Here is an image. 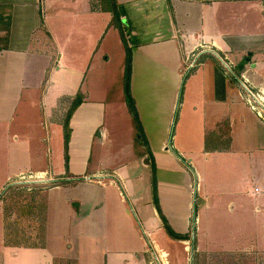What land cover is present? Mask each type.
Returning a JSON list of instances; mask_svg holds the SVG:
<instances>
[{"label":"rangeland","instance_id":"1","mask_svg":"<svg viewBox=\"0 0 264 264\" xmlns=\"http://www.w3.org/2000/svg\"><path fill=\"white\" fill-rule=\"evenodd\" d=\"M206 1H213L215 7L220 5L223 9H220L216 20L218 31L232 33L235 31L233 26L239 21L243 24V32H253V26L249 25L243 16L249 3L255 7L251 12L246 11L247 16L257 9L260 12L258 18L263 16L264 24V0ZM41 2L43 14L37 28L39 33H44V28L49 25L57 36L56 41L61 44L64 28L71 31L72 27L77 34L86 30L85 23L79 19L73 25L70 21L71 26L67 21L51 23L50 17L55 13L62 14L71 10L73 1ZM96 2L98 3V0H87L88 7L91 9ZM49 3H54L57 7L51 10ZM183 10L185 14L186 8ZM5 11L4 17L0 16V34L8 31L11 22L15 35V22L26 16L27 10L17 9L18 14H15L14 19L10 9ZM143 11L142 15H138L130 9V14L121 19L120 30L107 25L100 50L96 52L95 57L88 56L86 46L82 45L81 51L78 49L70 55L64 53L59 63L56 62L52 67L49 61L42 76V83L47 79L46 84L44 83L38 91L25 94L24 97L28 98H24L17 106L12 123L0 122V193L7 185V179L18 171L26 173L28 168H31L30 172L44 169L50 174L49 177L38 181H10L23 186L27 191L32 189L28 187L30 184L41 187L40 191L45 195L46 203L48 199L50 201L44 224L45 247L40 252L26 254L64 256L56 257L59 260L54 258L55 264H107L108 261L110 264H162L160 254L153 248V244H156L158 249L166 253L165 264H264V155L256 154V150H264V129L262 130L256 121L248 122L252 138L245 142L246 150L241 151L243 153L236 151L240 147L236 144L233 152H210L209 157L208 154H202V145L196 136L199 129L198 113L189 111L193 95L189 97L186 81L194 70L188 67L190 61L184 59L180 67L181 81L172 103L171 124L166 137L169 153L159 152L156 147L152 153L142 158V149L145 146L138 140L137 135H134L135 126L123 97L122 78L126 46L120 33H124L132 60L135 44L151 41L154 38L152 35L157 32V26H165L166 35H169L170 24L173 23L172 18L166 16L165 12L163 19L162 15L152 16L150 10L143 8ZM197 11L192 12L193 16H199L200 11ZM223 11L228 16L224 17ZM123 12L125 13V10ZM178 18L180 22V16ZM25 19L22 23H27L22 31L28 29L31 37L30 30L34 24L30 22L32 17L27 15ZM195 25L192 23V28ZM178 27L182 28L181 25ZM41 37L42 35L38 36ZM2 40L3 38L0 39L1 46L11 44L8 40ZM46 48L38 43L30 46L32 50ZM184 51L187 52V48ZM59 66L63 69H59ZM66 66L84 70L87 74H81L79 77L76 74H68ZM259 74L264 81V72ZM86 87L91 89L90 103H99L102 108H98L100 112L109 108L115 110L120 106L121 110L117 112L125 114V122L119 120L118 124L127 122V126L123 125L117 139L112 130L110 136L107 135L103 139L101 146L97 135L90 138L91 146L82 151L77 143L85 136L86 128L78 126L77 132L73 134L71 121L73 123L77 119L74 115L79 111L77 106ZM248 88L250 89V86ZM251 88L254 94L259 92ZM150 90L149 98L141 92L140 109L145 123L147 116L144 115L143 106L151 108L154 113L151 111L150 114L154 116L162 114L167 107V100L163 98L164 102H161L158 91L153 94V89ZM68 92L73 95L71 104L62 97ZM135 92L138 97L136 90ZM261 94L264 97V93ZM195 100L199 101L198 98ZM57 110L62 111L65 124L60 119L56 123ZM80 111L83 115L87 109ZM179 113L182 114L181 118ZM109 115L105 114L103 120H97V125L111 129L109 125L114 122ZM260 122L263 123L261 120ZM20 124L23 128L19 131ZM183 129L185 132L188 129L189 132L182 134ZM147 132L153 142L159 139V133L154 129L147 128ZM143 134L145 136V133ZM24 135L29 136L24 137L28 141L23 139L24 144L20 149L19 142L16 143L14 138L18 137L20 141ZM210 138L215 137L210 135L208 144L211 143ZM220 147L227 146L222 142ZM168 155L176 159V162H172ZM167 159L170 161L164 162L168 161ZM99 170L105 177L111 174L110 178L115 186L110 185L108 178H105L102 185H98L96 181L99 176L87 177L90 172ZM152 172L155 176L161 215L172 232L188 237L189 240L185 243L170 238L160 224L161 220L152 204ZM81 173H86V176L79 175ZM63 174L69 177L65 179L66 182H72H65L66 186L59 187V176ZM73 182L75 186H72ZM254 187H257L259 192L252 194ZM61 188H64L67 206L71 208L72 204L79 205L77 211L73 210L74 213L63 204L64 191ZM231 205L235 210L230 211ZM68 246L67 252L64 247L67 249ZM144 250L147 251L146 254Z\"/></svg>","mask_w":264,"mask_h":264},{"label":"crops","instance_id":"2","mask_svg":"<svg viewBox=\"0 0 264 264\" xmlns=\"http://www.w3.org/2000/svg\"><path fill=\"white\" fill-rule=\"evenodd\" d=\"M69 1H73V5L71 4V10H68L67 12H64L62 14H53L50 17L51 23L53 24V22L56 21L57 23L61 21H67L70 25V21H72L71 25H73L76 20L79 19L83 21V23H85L86 30L83 33L77 34L73 31L74 28L72 27L71 31L64 28L63 34H61V36L63 37V42L60 44L58 43V41H56V35L54 34L52 28L49 27V25L44 28V33H39L37 29L39 26L41 15L43 14L41 0H0V16L4 17L3 13H6L5 10L10 9V12L13 13L14 19L15 14H18V11H16L17 9H22L24 11L27 10L26 16L30 15L32 17L30 22H32V24L34 23L33 26L31 24V37L28 29L26 31H22L23 26H25V24L27 23H22V21L26 20L25 15L18 19V22H15V35H13V23L11 24V22L9 24L8 31H6L5 34H0V39L3 38L2 42H7V40L11 42L9 46L0 45V122L12 123V118L17 106L24 100V98H28L24 97L26 96L25 94L33 92L34 90L38 91L40 88H42L44 83L46 84L47 79H45L44 83H42V76L46 71V67L49 64V61L52 67L54 66V64L56 65V62L57 64L59 63L58 61L60 60L62 55L64 56V53H66V55H70L71 53H76V50L78 49H80L81 51V48L83 47L82 45L86 46V53H88V56L91 57H95L96 52L100 50V43L104 37V29L106 31L108 28L107 25L110 21V15L107 13L99 12L97 8L93 10L90 9V7H88L87 0ZM115 1L118 5V12L120 13L121 19L126 18V15L128 16L130 14V9H133L134 12H136L138 15H142L144 12V8L147 9V11L150 10L149 12L154 17H161L160 15H162V18L165 19V12L166 16L169 15L173 20V23L170 24L169 35H166L165 26H157V32L152 35L154 38H152V40L148 42L143 41L135 44V49L133 50L134 53L131 60L130 93L135 103L143 133H145L146 137V146L142 149V158L147 156V149L152 153L156 149V147L159 152L162 151L165 152V154L169 153L168 149L166 148V137L168 127L171 124V112L173 108L172 103L174 102L176 89L181 81L182 70L180 69V67L185 59L184 56H186V54L188 55L192 51H197L198 56L193 67L194 70L190 69L192 70L193 74L188 77L186 83L188 85L189 97L193 95L191 101L192 103H189L192 105L189 108V111L195 114L198 113L199 129L196 136L199 139V143H201L202 145L200 151L203 152L202 154H208L209 157L210 152H233V149L237 144V146L240 145V147L236 151L238 153H243L241 151L246 150L244 149L245 142L251 140L252 138V133H250L251 126L248 122L256 121L257 124L259 123L258 125L261 127V129H264V124L261 123L255 113L248 108L242 97L244 93L242 89L243 80H246L250 87H253L256 90H259V92L264 93V81L259 74V72H264V24L262 23L263 16H260L258 18L260 12L257 9H255V11L249 16H247L246 14V11L249 10L251 12V10L254 9L255 5H251V3H249L248 7L244 11L245 14L243 15L247 19L249 25L253 26V32H243L244 30H242L241 28L243 24L238 21L236 23L237 25L233 26L235 28V31L229 33L218 31L216 20L218 19V16L220 14V9H223L222 7H219L220 5H216V7H218L216 8L213 4V1ZM251 1L252 0H249V2ZM143 4L146 5L143 6ZM56 7L57 5H54V3H52L50 9L52 10V8ZM183 8H186L185 14ZM123 10H125V13L123 12ZM197 10L200 11L199 16L196 17L195 14L193 16L192 12L195 13ZM223 14L224 17L228 16L225 15V12ZM178 16H180L181 18L180 22ZM42 22L43 24H45L44 19ZM192 23L196 24L194 28H192ZM131 24L133 25L134 22H131ZM178 25H181L182 28H179ZM92 31H94L93 34ZM161 32L162 34H160ZM39 35H42V37L38 38ZM33 43L41 44L42 46L47 48L46 50H32L30 49V46H32ZM89 43L90 46L88 47ZM186 48L187 52L184 51ZM105 52L107 51L105 50ZM57 56L58 58H56ZM107 59L108 58L106 57L105 60L107 61ZM60 68L63 69V67L59 66V69ZM65 69L68 74H76V76L78 77L81 74H85V76L87 74L84 72V70H77L74 67L70 66H66ZM92 81H94L93 78ZM150 89H153V94L157 93L158 91L160 95L159 100H161V102H164L163 98L167 100V107L162 114L154 116L153 114H150L152 111L151 108L148 109V107L145 108L143 106L145 112L144 115L147 116V121L145 123L143 122V114L140 109V107H142L141 92L144 96L146 95L145 97L149 98L151 96ZM135 90L138 93V97L136 96ZM90 95L91 89L89 87H86L83 91V94H81L82 100L77 106L79 111L74 115L77 119H75V122L73 123L71 121L73 134L77 132L78 126L82 128L84 126V128H86V131L84 133L85 136L81 139V141H78L77 143L78 148L82 151L88 150V146H91L92 142L90 141V138H93L94 136L96 137L97 135L98 141H100L99 145L101 146L103 144V139L107 137V135L110 136L112 130L116 138L118 132L123 130V125L127 126V122L126 124H118L119 120L125 122V114H123L122 112H117L121 110L120 106L118 108H115V110H110L111 108H109L108 110L103 109V111L100 112V110H98V108L102 109L100 104H97L96 102L90 103ZM62 97L67 101V103L71 104V98L73 97V95L70 94V92H68L67 95H63ZM194 97L198 98L199 101L195 102L196 100ZM100 101L105 102L103 100ZM82 109H87V112L83 115V112L80 111ZM58 111L59 110H57L58 117H55L57 119L56 123L59 122V119L62 122L65 121L61 113L62 111ZM108 113L110 114L109 116L113 120L114 124L109 125L111 129L101 128L99 125H97L96 121L100 119L103 120L104 115ZM181 117L182 114L179 113V118ZM183 125L185 126V123ZM20 128H23L21 124L18 125L19 131ZM147 128L154 129L156 133H159V139L154 140L153 142L148 135ZM186 132H189V130L187 129ZM186 132L184 129L182 130V134ZM135 133L136 132L134 129V135H136ZM208 135H212L213 137L217 138L219 142L221 139L223 141L229 138V144H226V148H222L219 146V143H217L216 146H212V144L210 143L208 145L209 150L205 149V137ZM24 137L29 136L24 135L20 141H18V137L14 138L16 143L19 142L20 149L24 144L23 139H25V141H28L27 138ZM256 154L264 155V150H256ZM169 156L170 155H168V157ZM169 158L172 162H176V159H174L173 157ZM170 160H164V162H169ZM180 160L181 159L179 158V161ZM154 162L156 166V161L154 160ZM30 171L31 168H28V172L26 173H22L19 171L17 173H13L7 179V185L12 183L10 181H13V179L20 180L21 177H25L26 180H30L40 176L42 178H46L50 175L49 172H46L44 169L35 170L34 172ZM69 171H71L70 165ZM99 172L101 171L99 170L98 172H90L89 174H87V177L99 176L100 178L96 181V184L98 185H102V182H104L105 178H108L110 185L115 186L114 181L110 178L111 174L105 177ZM69 173L71 172H68V174ZM83 174L84 173H81L79 175ZM29 176L34 178L28 179L27 177ZM83 176H86V173ZM101 176H103V178H101ZM59 177H61L58 180V185H60L59 187L66 186L64 185V183L66 182L65 179L69 177H65L64 174L60 175ZM34 182L35 181H32V183ZM70 182L72 181H67L66 183ZM74 183L75 182H73L72 186L76 185ZM61 189L62 191H64V188ZM116 190H118L117 187ZM258 192V188L254 187L252 190V194ZM64 195L65 191L62 193V200L63 204L67 206V201ZM49 203V199L47 200V203L45 201L46 218ZM78 208V204H72L71 208L67 206V209H69V211L71 212H73V210L77 211ZM233 210L235 209L231 205L230 211ZM0 218V264H55L54 258L64 257H50L40 254H26L33 251L40 252L43 248L27 249L22 247H5L3 245V218L1 210ZM160 224L162 225V223ZM44 242L43 247H45ZM185 242L187 241H182L181 243ZM68 248L69 246L67 247V249H65L64 247V250L68 252ZM153 248L160 254V262L162 260V264H165L164 260L166 257V253L158 249L156 244H153ZM146 252L147 251L144 250L145 254ZM145 257L146 256L144 255L143 258ZM59 258L56 259L59 260ZM138 259L139 258L137 257L136 260ZM107 264H110V262L108 261Z\"/></svg>","mask_w":264,"mask_h":264},{"label":"trees","instance_id":"3","mask_svg":"<svg viewBox=\"0 0 264 264\" xmlns=\"http://www.w3.org/2000/svg\"><path fill=\"white\" fill-rule=\"evenodd\" d=\"M97 8L99 12L107 13L110 15L108 26L118 28L120 30L121 18L118 12V5L115 0H98V3L93 5L92 10ZM122 40L126 46V56L124 62V71L122 78V91L125 100L126 108L132 118L135 126L136 135L138 140L146 146V139L142 132L140 122L135 109L134 101L130 93V75H131V55L130 49L125 42L124 33H120ZM75 103H72L74 105ZM76 105V104H75ZM71 111V110H70ZM66 120L64 121L65 124ZM209 137H205V149L209 150ZM212 146H216L221 142L225 145L229 144L227 140H219L217 138L211 139ZM226 145V146H227ZM149 155V150L146 151ZM154 169V164H152ZM151 192L152 204L155 207L157 214L161 220L162 226L166 234L176 241H188L185 235H178L172 232L167 225L165 219L162 217L158 199L156 195V183L154 172L151 173ZM31 190L27 191L23 186H18L14 182L8 184L0 193V210L3 218V245L9 248H27V249H40L43 248L45 221H46V204L45 195L40 191L36 185H29ZM39 226L40 228H35ZM37 241V242H36Z\"/></svg>","mask_w":264,"mask_h":264},{"label":"built area","instance_id":"4","mask_svg":"<svg viewBox=\"0 0 264 264\" xmlns=\"http://www.w3.org/2000/svg\"><path fill=\"white\" fill-rule=\"evenodd\" d=\"M196 50V49H195ZM198 56V52L197 51H192L189 53L188 57H185V61H190L189 64V69L193 68L195 63H196V58ZM248 82H246V80H243L242 83V89H243V99L245 101V103L247 104V106L249 107V109L251 111H253L255 113V115L264 123V97L262 96L261 92H257V93H253V89L250 87V89L248 88ZM29 178H34V177H27ZM25 177H21L20 180H25ZM43 178L40 177H35L34 179L31 180H42Z\"/></svg>","mask_w":264,"mask_h":264}]
</instances>
